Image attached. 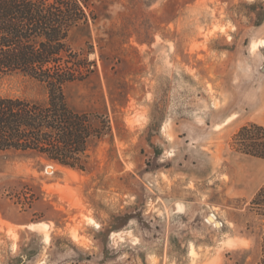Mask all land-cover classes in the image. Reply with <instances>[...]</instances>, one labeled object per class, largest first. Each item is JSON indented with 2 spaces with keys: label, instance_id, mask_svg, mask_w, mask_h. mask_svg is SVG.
I'll return each mask as SVG.
<instances>
[{
  "label": "rangeland",
  "instance_id": "1",
  "mask_svg": "<svg viewBox=\"0 0 264 264\" xmlns=\"http://www.w3.org/2000/svg\"><path fill=\"white\" fill-rule=\"evenodd\" d=\"M86 1L70 38L93 73L66 95L111 128L83 168L0 151V264H264L235 140L264 110V0ZM0 95L47 90L15 73Z\"/></svg>",
  "mask_w": 264,
  "mask_h": 264
},
{
  "label": "trees",
  "instance_id": "2",
  "mask_svg": "<svg viewBox=\"0 0 264 264\" xmlns=\"http://www.w3.org/2000/svg\"><path fill=\"white\" fill-rule=\"evenodd\" d=\"M86 0H0V75L21 73L46 87L45 101L0 95V151H32L72 167L85 166L95 138L111 128L103 114L69 104L66 87L93 73L71 31L89 21ZM240 150L264 159V126L241 127Z\"/></svg>",
  "mask_w": 264,
  "mask_h": 264
},
{
  "label": "crops",
  "instance_id": "3",
  "mask_svg": "<svg viewBox=\"0 0 264 264\" xmlns=\"http://www.w3.org/2000/svg\"><path fill=\"white\" fill-rule=\"evenodd\" d=\"M260 121L251 122L264 126V110L258 114ZM256 160V163L260 166L259 169H253L251 171V181L248 185H243L241 191L244 196L253 197L264 185V159L251 155ZM237 168V167H236Z\"/></svg>",
  "mask_w": 264,
  "mask_h": 264
},
{
  "label": "bare ground",
  "instance_id": "4",
  "mask_svg": "<svg viewBox=\"0 0 264 264\" xmlns=\"http://www.w3.org/2000/svg\"><path fill=\"white\" fill-rule=\"evenodd\" d=\"M230 120H232V117H230L229 119H228V121H230ZM227 122V121H226ZM222 125V124H221ZM220 126V125H219ZM214 215V214H213ZM210 216V219H211V221H215V222H217L216 221V219H215V217L214 216ZM219 223V222H218ZM11 226V225H10Z\"/></svg>",
  "mask_w": 264,
  "mask_h": 264
}]
</instances>
